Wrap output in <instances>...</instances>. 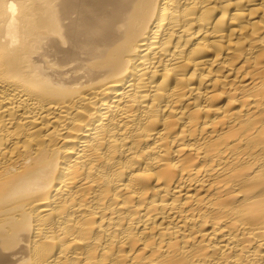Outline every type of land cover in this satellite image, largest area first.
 Returning a JSON list of instances; mask_svg holds the SVG:
<instances>
[{
	"label": "bare ground",
	"instance_id": "6f19581e",
	"mask_svg": "<svg viewBox=\"0 0 264 264\" xmlns=\"http://www.w3.org/2000/svg\"><path fill=\"white\" fill-rule=\"evenodd\" d=\"M0 264H264V0H0Z\"/></svg>",
	"mask_w": 264,
	"mask_h": 264
}]
</instances>
